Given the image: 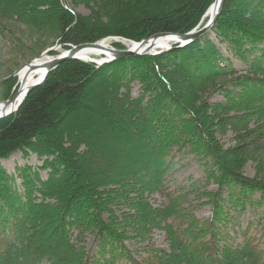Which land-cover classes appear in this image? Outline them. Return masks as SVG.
<instances>
[{"label":"trees","instance_id":"obj_1","mask_svg":"<svg viewBox=\"0 0 264 264\" xmlns=\"http://www.w3.org/2000/svg\"><path fill=\"white\" fill-rule=\"evenodd\" d=\"M214 3L0 0V34L14 35L11 25L29 32L27 43L2 39L1 48H12L11 57L49 35L56 39L49 47L64 50L108 38L184 35ZM16 85L14 78L0 86V103ZM220 94L224 101L211 103ZM104 119L111 128L103 138L96 123ZM93 142L106 150L114 142L115 159H98ZM183 151L198 157L216 190L194 178L177 183ZM17 152H32L41 167H18L15 178L0 165V264H264V0H225L212 31L182 49L100 67L62 63L0 120V162ZM190 196L207 202L195 205ZM208 205L211 216L199 220L195 210Z\"/></svg>","mask_w":264,"mask_h":264},{"label":"rangeland","instance_id":"obj_2","mask_svg":"<svg viewBox=\"0 0 264 264\" xmlns=\"http://www.w3.org/2000/svg\"><path fill=\"white\" fill-rule=\"evenodd\" d=\"M78 13L82 14V15H89V11L84 7V6H79L75 9ZM11 27H13V33L9 34L6 33V36L1 35L0 34V78L1 77H5L8 74H10V71L12 72L13 70H17L18 68H22L25 65L28 64V62L30 63L31 61H35L37 59H39L47 50L52 49L49 47V45L53 44V42L56 41V39H54V37L52 35L49 36H45L42 39H44L43 41H40L39 43H36L35 46L33 45L30 49V52H27L25 54L21 53L19 55L17 54H13L11 57H9V55H11L12 52V48H1L2 44L4 43V41L6 39H19L18 37L25 39V43L28 42V35L27 33H29L26 30H22L21 28H19L18 26H13L11 25ZM5 39V40H2ZM34 39H37L36 37ZM118 39H123V38H109L107 39L112 40V45L111 47H115L116 48V44L113 43L114 40H118ZM210 39L215 43V45L225 54V56L233 58V56L231 54L227 53V48H226V44H219V42L216 40L214 35H210ZM106 41V40H104ZM127 41V40H126ZM45 44L46 47L41 48L42 45ZM58 44V43H57ZM43 49V50H42ZM117 49V48H116ZM42 50V51H41ZM41 51V52H40ZM60 55V54H59ZM9 57V59H8ZM220 66L224 65L222 64V62H219ZM234 66L235 68L239 71L242 72L243 74H245V70L247 69V67L242 64L240 61H236L234 59ZM19 70V69H18ZM17 86H19V79L17 78V85L14 87L12 94L14 92H16L17 90ZM137 87L134 90V94H137ZM16 94V93H15ZM86 98H92V96H88L85 95ZM88 96V97H87ZM95 96V95H94ZM93 96V98H95ZM98 99V98H97ZM211 103H216L218 101L222 102L224 101L223 96L220 95H213V97L210 99ZM92 106L96 109H98V106H95V103L92 102ZM98 121V120H96ZM100 124V126H98V128L101 129L100 135L103 136V138L105 137V132H108L109 128H111V123L106 122V120H100L96 123V125ZM99 133V132H98ZM223 141L226 143V147L230 146L233 144V141L231 140V133L226 136ZM94 143V148H95V155L97 156V158H107V159H112L114 160V156L113 154L117 151H114V149H118V147L116 145H114L113 142V146L112 145H107L108 146V150L105 149V147L102 144H98V143ZM113 150V151H112ZM188 151V150H187ZM110 152V153H109ZM31 154V156L29 158H25L23 156V152H17L15 154H13L8 160H3L0 162V165L5 169V171L9 174L14 176L15 178H17L18 173H16V170L18 167H25V166H31V167H41L39 164V161L36 158V155H34L32 152H29ZM177 159L176 160H180L182 159L183 162H179L180 164L176 165V172L174 173V179H176L177 183H179L181 186H185V185H189L190 178H194L195 180H198L200 183V187L207 188L208 190H216L217 187L213 184V183H206L205 182V172H204V168H203V164L198 161V157L191 154L190 152H186L183 151L179 154L176 155ZM119 159H116V162H118ZM246 175L250 178L255 176V171H256V165L253 163H250L246 169ZM41 178L44 180L47 178V174L46 172H42L41 173ZM23 185L21 181L16 182V189L19 190L20 192H24L23 189ZM195 196L191 197L190 199L192 200V203L195 202V205H198L199 203L202 202H207V198L203 197L200 200L194 201ZM51 203L54 202V200H49ZM194 205V204H193ZM260 211L262 212L263 209H260ZM211 207L205 206L202 208H199V210H195V214L197 216V218L200 220L203 219H207L211 216ZM251 218L252 216L250 214L246 215V218ZM244 225H247V222H245ZM87 237V244H86V248L89 249H93L94 248V237L90 236L89 234L86 235ZM154 239H155V243L156 245L165 248L166 246L164 245V236L162 233L160 232H156L154 235Z\"/></svg>","mask_w":264,"mask_h":264},{"label":"water","instance_id":"obj_3","mask_svg":"<svg viewBox=\"0 0 264 264\" xmlns=\"http://www.w3.org/2000/svg\"><path fill=\"white\" fill-rule=\"evenodd\" d=\"M224 3H225V0H215V3L207 11V13L204 16L201 24L192 32L184 34V35L162 33V34L155 35V36L151 37L150 39L141 41L140 43H136V42L127 40L133 46L130 49L126 48L124 50H116L115 48H112V47H106V48L101 47L100 43L84 44V45L72 47V49L69 51H62L60 56L55 57V58H51L50 54L52 52H56L58 50H61L62 46L57 45L56 47L47 50L39 58L40 60L49 59L46 63H41L40 65H36L35 61L39 60V59H37L35 61L28 63L27 65H25L21 69L17 70L11 76H9L5 79H2L0 81V86H1L2 84H4L7 81H10L14 78H18L19 74L23 71H26L27 76H29L31 73L34 72V70L37 68V66H41L45 70L44 77L40 81L35 82L28 87V89L25 92L24 98L18 103L16 108H15V105L17 104V101H18V94L20 92V88L14 97H12L8 101L0 104V108H1L0 120H3L5 118L9 117L10 115L14 114L15 112H17L18 109L23 104V102L25 101L29 92L32 91L33 89L37 88L38 86L42 85L45 82L47 76L52 71H54L56 68H58L62 63L66 62V61H70V60H80L83 62H87V61H84V60L79 58V55L85 49H101V48H103L102 56L104 58L100 61H96V60L90 61L91 63H94L98 66H104L106 64H110L114 61L125 59L128 57L156 56L158 54H161V53H164L167 51H171L174 49H182V48H185L188 45L192 44L193 42H195L198 38H200V37H202V36H204V35H206L212 31V28L215 25L217 18L220 16L221 12L223 11ZM207 18H208V22L204 25V21ZM164 37L172 38L175 41V43L168 48H165L162 50L160 49L159 51H155L154 42L156 40H158L160 38H164ZM175 46H177V47H175Z\"/></svg>","mask_w":264,"mask_h":264},{"label":"bare ground","instance_id":"obj_4","mask_svg":"<svg viewBox=\"0 0 264 264\" xmlns=\"http://www.w3.org/2000/svg\"><path fill=\"white\" fill-rule=\"evenodd\" d=\"M112 40H106L100 43L101 47H111L112 45ZM113 43H117L120 45H123L124 47L130 49L132 48V44L124 39H118V40H114ZM175 43V41L172 38L169 37H164V38H160L158 40H156L154 42V46H155V51H159L160 49H165L168 48L170 46H172ZM103 48L101 49H85L84 51H82V53L79 55V58L90 62L91 60H96V61H100L102 60V51ZM49 59H42V60H37L35 61L36 65H40L41 63H46ZM45 75V70L43 67L41 66H37V68L34 70L33 73H31L29 76H27V72L23 71L19 74V88H20V92L18 94V101L16 106L18 105V103L24 98L25 96V92L28 89V87L30 85H32L35 82L40 81ZM0 114H1V108H0Z\"/></svg>","mask_w":264,"mask_h":264}]
</instances>
